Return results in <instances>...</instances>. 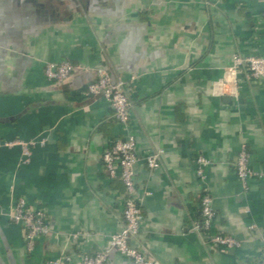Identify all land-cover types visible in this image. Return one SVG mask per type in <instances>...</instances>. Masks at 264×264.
<instances>
[{
	"label": "crops",
	"instance_id": "obj_1",
	"mask_svg": "<svg viewBox=\"0 0 264 264\" xmlns=\"http://www.w3.org/2000/svg\"><path fill=\"white\" fill-rule=\"evenodd\" d=\"M235 55L264 57V0H0V264H82L124 227L125 187L102 157L127 131L87 93L99 67L126 82L131 103L144 215L132 244L162 264H262L264 80L233 70ZM63 61L78 69L49 80L46 65ZM243 145L255 172L247 188L235 167ZM199 156L211 162L204 181ZM205 193L212 232L240 249L193 230ZM20 200L51 224L32 251L10 219ZM107 264L134 263L111 252Z\"/></svg>",
	"mask_w": 264,
	"mask_h": 264
},
{
	"label": "built area",
	"instance_id": "obj_2",
	"mask_svg": "<svg viewBox=\"0 0 264 264\" xmlns=\"http://www.w3.org/2000/svg\"><path fill=\"white\" fill-rule=\"evenodd\" d=\"M246 67L249 77L255 80H264V57L250 56L243 58L234 56L233 70ZM77 66L70 61L61 63H48L45 68L47 78L58 84L67 82L77 70ZM95 79L88 83L87 93L91 96L102 97L111 106L118 124L126 131L124 137L112 141L103 153V164L110 179H119L125 187L124 200V227L112 235L109 247L101 252L82 256V264H107L109 254L116 252L129 258L134 264H162L159 260L148 257L143 250L132 244L140 232L144 215L137 196L136 170L139 162L136 138L129 134L131 118V103L126 89V82L122 79L114 80L110 72L103 67L93 70ZM87 72V70H86ZM32 144L21 143L24 156L31 154ZM163 151H158L146 158L150 170L160 167V156ZM251 155L246 145H243L236 161V172L239 180L247 188L248 182L254 177L255 172L250 167ZM197 176L204 181L206 168L211 162L199 156L197 159ZM202 220L193 226V230L207 236L211 246L226 250H237L242 243L234 237L213 233V224L217 218L213 201L208 193L201 198ZM11 221L23 229L25 241L29 251L34 250L36 242L51 233V224L46 211L41 208H31L25 200H20L10 211ZM72 257L63 255L59 259L46 264H69ZM261 263L264 264V239L261 246Z\"/></svg>",
	"mask_w": 264,
	"mask_h": 264
},
{
	"label": "trees",
	"instance_id": "obj_3",
	"mask_svg": "<svg viewBox=\"0 0 264 264\" xmlns=\"http://www.w3.org/2000/svg\"><path fill=\"white\" fill-rule=\"evenodd\" d=\"M116 120V119H115Z\"/></svg>",
	"mask_w": 264,
	"mask_h": 264
}]
</instances>
